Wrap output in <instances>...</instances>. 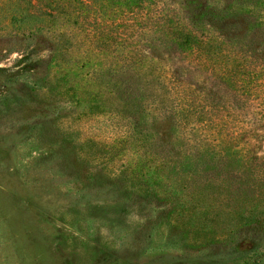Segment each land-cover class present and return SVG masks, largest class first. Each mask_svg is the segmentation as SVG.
Here are the masks:
<instances>
[{"label":"rangeland","instance_id":"374dc122","mask_svg":"<svg viewBox=\"0 0 264 264\" xmlns=\"http://www.w3.org/2000/svg\"><path fill=\"white\" fill-rule=\"evenodd\" d=\"M0 264H264V0H0Z\"/></svg>","mask_w":264,"mask_h":264}]
</instances>
